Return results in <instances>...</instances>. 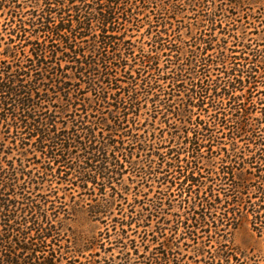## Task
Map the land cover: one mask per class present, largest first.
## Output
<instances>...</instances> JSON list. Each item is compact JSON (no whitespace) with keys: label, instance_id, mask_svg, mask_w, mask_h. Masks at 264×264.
<instances>
[{"label":"trees","instance_id":"obj_1","mask_svg":"<svg viewBox=\"0 0 264 264\" xmlns=\"http://www.w3.org/2000/svg\"><path fill=\"white\" fill-rule=\"evenodd\" d=\"M28 2L5 0L2 6L8 40L6 53H0V125L12 139L23 135L19 147L34 146L45 158L46 179L31 186L40 190L53 179L71 184L79 195L88 196L81 213L95 222L112 218L117 223L114 206L127 201V215L118 224L144 228L153 213L163 220L161 206H171L178 195L191 200L179 206L187 216L176 219L178 238L198 240L210 221L217 234L221 211L225 225L249 218L252 230L264 235V51L252 47L264 36L246 21L259 37L251 39L246 27L228 21L231 9L249 4L252 11L258 0L216 3L202 15L201 3L181 11L168 0H93L91 7L44 12L35 0ZM152 3L160 18L144 21ZM187 12L196 15L195 23L171 27V19ZM256 12L264 18V10ZM93 28L98 35H92ZM134 28L149 35L150 49L131 42L124 30ZM157 129L161 132L156 135ZM2 162L0 264H72L63 254H92L94 237L75 236L61 256L41 257L47 243L59 236L60 222L53 224L49 211L65 216L60 219L63 230V222L79 208L38 201L24 179L33 175ZM154 182L165 184L159 189L166 190L163 197L156 196L162 191L154 192L147 210L138 203L152 193ZM225 185L227 191L221 192ZM162 243V255L149 252L140 264L170 263L169 252L177 244L169 239ZM201 244L196 256L213 264L205 260L209 252ZM213 258L218 264L235 259L223 250ZM123 261L114 264L136 262Z\"/></svg>","mask_w":264,"mask_h":264},{"label":"rangeland","instance_id":"obj_2","mask_svg":"<svg viewBox=\"0 0 264 264\" xmlns=\"http://www.w3.org/2000/svg\"><path fill=\"white\" fill-rule=\"evenodd\" d=\"M5 0H0V26H3L4 30L0 32V35L4 37L5 40H8L5 30L7 28V25L5 24V18L6 13L3 12L2 6ZM7 1V0H6ZM259 2L255 4L253 7L254 9L252 11H249V4L241 7L238 10L231 9L230 11L233 14V18H228V21L230 24H236L237 27H246L248 24L245 22H249L252 25H255L257 28V33H260V35L264 36V18L259 15L258 12L263 13L264 10V0H258ZM252 3V2H251ZM214 3L213 5H215ZM28 5H31L28 2ZM225 7V6H223ZM187 8V11L194 9L193 7H189L188 5H185L184 9ZM158 7L157 4L152 3L149 4V7L145 11L146 14L144 16V21H148L149 18L154 19V21H157L160 18L159 11H157ZM204 11H203V10ZM142 10V9H141ZM200 12L199 15L204 14L207 11V5L205 3L200 4ZM255 13L251 18L247 17V13ZM188 16L183 15L182 17H178L177 19H171L172 26L176 24H180L183 26H188L191 23H195V17L196 15H193V12H187ZM27 15V14H26ZM184 17V18H183ZM141 18V17H140ZM182 20V22H181ZM234 21V22H233ZM258 22L260 24H258ZM252 25L246 27L247 33H250L249 36L251 39H259L258 34H254L255 28L252 27ZM236 27V26H235ZM132 29V28H131ZM144 30H141V32H138L137 28H134L132 31H127V35H129V38L132 43L136 46V48L143 46L145 49H150V46L148 45L149 35H144ZM132 37V38H131ZM147 43V44H145ZM3 45V44H2ZM4 46V45H3ZM254 49L264 51V39L255 40L253 42ZM135 48V49H136ZM165 59V57L163 58ZM136 68V69H135ZM135 71H139V67L134 66ZM134 73V72H133ZM135 74V73H134ZM142 77L140 78L139 75H137V81H140ZM144 105V104H143ZM150 105V104H149ZM149 107V106H148ZM149 115H145L141 121L145 120ZM152 116H155L153 114ZM158 116V115H157ZM161 115L157 117L159 119ZM154 123V126L159 127V124L155 122V120L151 119V123ZM160 128V127H159ZM162 129V128H160ZM0 130L2 132L5 131L4 127H1ZM161 131L158 129L155 131V134H159ZM164 135L166 133L164 132ZM23 135H16L14 139L9 136L6 143L12 147V151L7 153L8 157H11V159H2V165L4 167H9L12 165L13 167H16L19 169L20 172H23L24 174L30 173L33 175L32 180L28 179V176L24 179L26 181H29V186L31 188V192L33 193L32 196L35 199H38V201H43V199H48L51 201L52 205H58L59 201H63V203L69 205L75 204L79 209H76V213L74 212L73 216L71 218L67 219L65 222V229L61 230V221L60 219L65 220V216L62 214H53L54 212L49 211L52 219V223L55 224L56 221L60 222V225H58L57 229V235L58 241H54L53 243H47L46 248H44L47 252H43L42 256H47L51 254H56V256H61V252H66L70 248H67L68 243L73 237L80 236V237H99L100 240L107 241V247L104 245H99L98 243L95 246L91 247L92 254H88L89 252H85V254H81L80 252L76 253L75 251H70L66 254H63L64 257H70L72 264H114L118 263L122 259V262H124V259L136 261L135 264H140L141 262H144L148 257H150V253L152 252L153 257H155L156 253H159L162 255L164 251L163 247V241H166L169 239L170 241H175L177 246L174 248L170 254V263L167 264H204L205 261H203V258H200L196 256L195 249L198 247V245H206V250L209 252L207 253V258H205L208 263L218 264L219 262L215 261L213 258V255L215 254V251L223 250L229 252L231 255L235 257L234 261L231 262V264H264V235L259 236L255 231L252 230L251 224L249 221V218H243L241 219L236 225H229L230 222H228L227 225H225L226 221L224 222L222 219L224 211H221V215L219 213L217 216L219 217L218 220L215 221V223L218 225V229H216L217 234L215 233V224L212 223V221L209 222V226L204 227L202 232H200L198 235L200 238L195 241H191L186 239H182V241H178L177 235L172 236L169 238V227L172 229L177 228V221L176 219L184 218L182 208H179L180 205H183V200L191 201L189 197L187 198H180L178 195H174L171 200V206H161L163 208L164 214L161 219L158 220L155 218L157 216L156 213H153L155 217L151 218L150 222H147L144 228L142 227H136L133 229L132 227H126V226H120L118 223L122 221V219L125 218V215H127L126 208L129 204L127 201H122V203H117L114 206L112 217H116L117 223H115L112 218L108 219L107 222H101V221H91L83 212V209H81V206H85L86 204V198L88 196L85 195H79L77 191V188L70 185H63L58 184V181L54 180V183L51 186H45L41 189L37 190L35 186H31L30 184L35 182H40L41 179H46L45 175L43 174L44 167L48 168L47 163L44 162L43 155L40 151H35V147H25L26 149L19 147L17 144L19 138ZM165 137V136H164ZM15 141L16 144H15ZM22 145V143H20ZM4 151V150H3ZM4 155V154H2ZM50 167V166H49ZM42 173V175H41ZM44 175V176H43ZM129 174L124 175V181H126V178ZM49 178V177H48ZM51 178V177H50ZM49 178V179H50ZM138 179V178H137ZM138 181V180H135ZM22 182V181H21ZM137 183V182H136ZM135 183V184H136ZM133 184V185H135ZM151 184V183H150ZM166 185L163 184L158 185V183H152V193L148 195L146 199H142L141 202L137 203L140 206H144L147 210H150L151 207L148 205L151 204V197H153V194L156 190L162 191L161 193L156 194L157 197H163V192L166 189H159V187L164 188ZM35 188V189H34ZM71 188V189H70ZM225 190H220L221 192L227 191V185L223 186ZM220 188V189H222ZM139 189L143 191H148L147 188L143 187V185L139 184ZM44 190V191H43ZM176 193V192H175ZM223 194H220V198H223ZM61 198V199H59ZM129 202L130 198L132 199V196H129ZM142 198V197H141ZM159 201V200H158ZM195 203H199L197 199H193ZM146 203V204H145ZM148 203V204H147ZM131 205V204H130ZM193 210L192 212H194ZM124 217V218H123ZM116 221V220H115ZM163 222H166L164 226H161ZM62 223V224H63ZM223 224V225H222ZM165 230H163V228ZM119 228L120 231L116 232L114 229ZM210 229L209 232L208 229ZM153 229H155V234H153ZM102 230V231H101ZM180 230H182L180 228ZM127 231L132 237H136V244L134 246L131 245V241L129 240V245L124 246L121 244L116 245L115 251L111 250V245L115 243V241L112 239L113 236H124L125 240H128V236L124 235V232ZM165 231V232H163ZM140 233V236L137 235V233ZM180 231H178L179 233ZM141 236L149 237V239L141 240ZM179 236V235H178ZM204 237H207V240L204 239ZM180 238V237H179ZM199 241V243H198ZM159 243L160 247L159 250H156L153 247V244ZM99 247V252L96 255H93L95 252L96 247ZM134 247L135 250H132ZM119 252L120 254L117 255L116 253ZM86 256L91 257V259H86ZM25 257V255L23 256ZM145 257V258H144ZM68 259V260H69ZM163 262V261H162ZM58 264H60L58 262Z\"/></svg>","mask_w":264,"mask_h":264},{"label":"snow or ice","instance_id":"obj_3","mask_svg":"<svg viewBox=\"0 0 264 264\" xmlns=\"http://www.w3.org/2000/svg\"><path fill=\"white\" fill-rule=\"evenodd\" d=\"M92 2H93V0H35L36 5L38 7H40L41 12H44V9L55 10L57 8L64 9V8L71 7V6L81 7L84 4L91 7ZM99 2L101 4H105L108 2V0H99ZM140 2H141V0H136V3H140ZM156 2H162V0H156ZM29 3H32V0H29ZM168 3L173 5V6L178 7V10L182 11L185 5H190L191 7L194 8L196 3H205L209 7V9H211V6L214 3H219V4L224 5V4H228V0H168ZM229 6H231V5H229ZM46 14L47 13H45V15ZM53 23L54 24L59 23V21H54ZM3 30H4L3 26H0V32H2ZM101 30H103L102 27H101ZM124 31L127 32V29H125ZM92 35L93 36L98 35L95 28L92 29ZM121 35H123V34H121ZM12 38L14 39V37H12ZM89 39H91V37H89ZM0 44L4 45V47H0V53H6L7 44H6V41L4 40V38L2 36H0ZM245 91H247V90H245ZM260 91H261V93H264V88L260 89ZM161 135H163V133H161ZM8 138H9V134L7 132H0V150H4V155L0 156V159H5V158L11 159V157L7 156V153L12 151V147H10L6 143ZM161 158H163V157H161ZM0 170H2V169H0ZM41 175H42V173H41ZM0 187H2V185H0ZM139 223L141 225H143L145 223V221H140ZM130 227L135 229L136 224L133 223L130 225ZM114 231L119 232L120 229L116 228V229H114ZM152 231H153V234H155V229H153ZM175 232H176V229H172L171 227H169V234H170L169 238L174 236ZM34 235H35V233L32 234V236H34ZM124 235L128 236L129 239L125 240L124 236H113L112 237V239L115 241V243H113L111 245V250L115 251L117 244L128 246L129 240L131 241L132 246H134L136 244V242H137L136 237H132L127 231L124 232ZM137 235L140 236V233L138 232ZM140 238H141V240H145V241L147 239H149V237H146V236H141ZM178 239H180L182 241V237L178 238ZM204 239L207 240V237H204ZM189 242H191V241H189ZM49 243H51V242H49ZM97 243L99 245H104L105 247L108 246L107 241L100 240L99 237H96V239L91 242L90 248L92 246H95ZM153 247L156 250H159L160 244L154 242ZM132 250H135L134 247L132 248ZM98 252H99V247L97 246L93 255H96ZM41 254H43V253H41ZM116 254L119 255L120 253L117 252ZM86 259H91V257L86 256Z\"/></svg>","mask_w":264,"mask_h":264}]
</instances>
